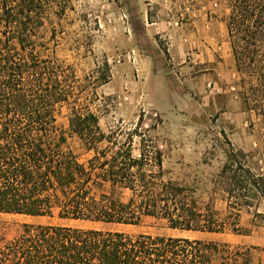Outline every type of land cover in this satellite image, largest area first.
Listing matches in <instances>:
<instances>
[{
  "label": "trees",
  "instance_id": "16d2710c",
  "mask_svg": "<svg viewBox=\"0 0 264 264\" xmlns=\"http://www.w3.org/2000/svg\"><path fill=\"white\" fill-rule=\"evenodd\" d=\"M50 2L0 0V213L121 225L154 217L181 232L249 235L240 216L254 208L252 224L264 228V211L251 200H264V174L247 165L243 150L230 148L219 173L227 194L221 211L166 178L164 153L150 135L157 124L143 130V114L134 127L102 130L91 98L111 67L105 60L80 78L56 56L44 32ZM221 2L242 84L264 92V0ZM64 106L70 132L92 152L84 161L58 123ZM0 264H249V251L187 236L25 223L0 246Z\"/></svg>",
  "mask_w": 264,
  "mask_h": 264
},
{
  "label": "rangeland",
  "instance_id": "374dc122",
  "mask_svg": "<svg viewBox=\"0 0 264 264\" xmlns=\"http://www.w3.org/2000/svg\"><path fill=\"white\" fill-rule=\"evenodd\" d=\"M50 1L44 32L50 45H56V56L72 65L80 78L90 77L105 60L111 67L110 81L96 90L98 99L91 98V107L98 114L103 131L117 125L134 127L143 114V130L157 124L150 135L164 153L166 178L194 188L202 204L212 201L221 211L227 208V194L219 173L230 148L243 150L247 165L264 174V92L250 89L246 81L242 84L246 77L235 66L225 22L228 8L224 3ZM143 13L144 23L159 22L166 28L162 37L146 36ZM172 28L178 30L179 57L186 67L177 80L170 74L167 78H153L155 41L167 50L173 40ZM165 57L171 58L168 53ZM175 85L178 87L174 88ZM69 116L70 109L64 106L58 123L65 131L69 149L84 161L92 152L70 132ZM135 142L138 148V138ZM251 200L259 211H264V200ZM254 210L241 211L240 223L243 228H251L249 235L181 232L169 229L164 220L154 217H144L137 225H121L61 219L56 215L0 213V246L19 234L25 223L52 224L226 242L248 249L249 264H264V228L253 226Z\"/></svg>",
  "mask_w": 264,
  "mask_h": 264
},
{
  "label": "crops",
  "instance_id": "0c3cea01",
  "mask_svg": "<svg viewBox=\"0 0 264 264\" xmlns=\"http://www.w3.org/2000/svg\"><path fill=\"white\" fill-rule=\"evenodd\" d=\"M144 17H145V14L143 13L141 16L143 23L145 21ZM165 30L166 28H164V26L160 24L159 22H149V20H147V23H144V33L146 34L147 37L148 36L162 37ZM170 32H171V36L173 37V40L170 46L167 48V50H163L160 44H158V42L155 41V47H154L155 55L153 59L154 68L152 69V74H151L153 78H159V77L167 78L169 77V74H170V76L174 78V80H177L179 78L180 71L184 70V68L186 67V65L183 64L181 58L179 57V46H178V39H177L178 30L175 28H172ZM135 53H137L136 50H135ZM167 53L171 57L170 60H167L166 57L165 59L163 58V56L167 55ZM158 64H159V67H158ZM137 70H138L139 76H141L140 67H138ZM175 87H178V85H175L174 88ZM174 88L171 89V92L175 90Z\"/></svg>",
  "mask_w": 264,
  "mask_h": 264
}]
</instances>
